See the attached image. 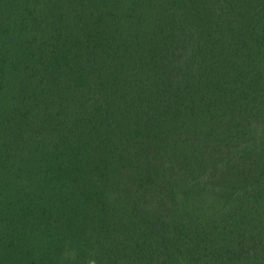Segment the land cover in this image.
<instances>
[{
  "label": "trees",
  "instance_id": "1",
  "mask_svg": "<svg viewBox=\"0 0 264 264\" xmlns=\"http://www.w3.org/2000/svg\"><path fill=\"white\" fill-rule=\"evenodd\" d=\"M256 125L264 0H0V264H264Z\"/></svg>",
  "mask_w": 264,
  "mask_h": 264
},
{
  "label": "rangeland",
  "instance_id": "2",
  "mask_svg": "<svg viewBox=\"0 0 264 264\" xmlns=\"http://www.w3.org/2000/svg\"><path fill=\"white\" fill-rule=\"evenodd\" d=\"M264 131L262 130V127L260 125H256V133L254 136V141L252 144L256 145L258 143H261L264 141Z\"/></svg>",
  "mask_w": 264,
  "mask_h": 264
}]
</instances>
